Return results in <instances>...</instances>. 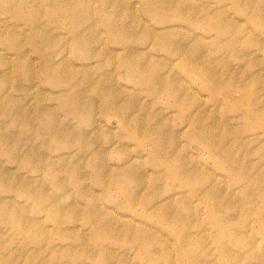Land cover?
I'll return each instance as SVG.
<instances>
[{"label": "rangeland", "instance_id": "1", "mask_svg": "<svg viewBox=\"0 0 264 264\" xmlns=\"http://www.w3.org/2000/svg\"><path fill=\"white\" fill-rule=\"evenodd\" d=\"M263 110L264 0H0V264H264Z\"/></svg>", "mask_w": 264, "mask_h": 264}, {"label": "bare ground", "instance_id": "2", "mask_svg": "<svg viewBox=\"0 0 264 264\" xmlns=\"http://www.w3.org/2000/svg\"><path fill=\"white\" fill-rule=\"evenodd\" d=\"M222 1H224V0H222ZM231 1H232V0H231ZM222 3H223V2H222ZM228 3H229V2H228ZM232 4H233V3H232ZM234 4H235V3H234ZM230 5H231V4H230ZM231 7H232V6H231ZM234 8H236V5H235ZM240 10H241V9H240ZM242 10H244V9H242ZM242 10H241V11H242ZM150 12H151V11H150ZM152 13H153V12H152ZM198 15H199V14H198ZM188 20H189V19H188ZM191 25H192V24H191ZM189 26H190V25H189ZM192 26H193V25H192ZM193 29H194V28H193ZM138 64H139V63H138ZM145 67H146V66H145ZM211 74H212V73H211ZM263 112H264V110H263ZM261 123H262V122H261ZM261 123H260V124H261ZM260 124H259V125H260ZM84 218H85V217H84ZM50 227H51V226H50ZM230 237H231V236H230ZM181 244H182V243H181ZM32 248H33V247H32Z\"/></svg>", "mask_w": 264, "mask_h": 264}]
</instances>
